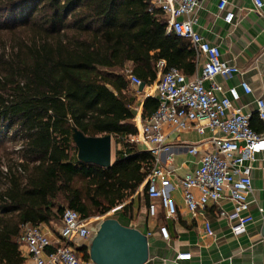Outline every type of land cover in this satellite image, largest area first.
Segmentation results:
<instances>
[{
  "label": "trees",
  "instance_id": "obj_1",
  "mask_svg": "<svg viewBox=\"0 0 264 264\" xmlns=\"http://www.w3.org/2000/svg\"><path fill=\"white\" fill-rule=\"evenodd\" d=\"M168 23L151 0H0V264L26 263L24 226L56 231L68 209L96 217L146 180L152 156L129 142L138 97L128 67L146 86L162 62L197 70L194 49ZM158 107L148 98L143 118ZM75 129L113 136L121 150L111 168L79 161ZM78 252L89 260L90 244Z\"/></svg>",
  "mask_w": 264,
  "mask_h": 264
},
{
  "label": "built area",
  "instance_id": "obj_2",
  "mask_svg": "<svg viewBox=\"0 0 264 264\" xmlns=\"http://www.w3.org/2000/svg\"><path fill=\"white\" fill-rule=\"evenodd\" d=\"M204 0H154L152 7L160 9L168 18V33H174L187 40L196 53L197 70L186 75L176 68L166 70L165 62L159 65L160 73L155 84L159 102L157 111L145 120L137 122V136H130L131 144H141L148 151L153 165L147 175V196L149 214L156 217L162 208L167 218L178 213V205L172 192L180 190L185 208L195 218L202 214L210 203L217 205L227 199L233 203L231 213L220 211L219 216L231 223L232 233L243 234L253 222L249 197L252 194V172L257 155L264 152V134L256 132L252 126V115L243 113L234 106L240 101L236 87L227 91L216 81L218 76L225 80L241 74V69L223 61L219 46L206 41L195 30L196 11ZM257 11L264 9V0H253ZM219 11L226 13L225 22L232 24L235 18L228 11V1L220 0ZM133 86L142 84L132 71L126 72ZM210 82L206 87L205 83ZM241 88L247 95L251 86L244 80ZM223 93L222 98L219 94ZM229 94L230 97L226 94ZM257 117L264 123V100H258ZM166 127L178 132H199L209 129L213 137L209 150H200L199 145H188L190 155L198 157L199 168L185 177L173 181L172 173L161 166V157L173 147L167 143ZM221 134V135H220ZM173 158H169V164ZM95 219H84L74 210H66L61 225L56 231L46 232L45 225L24 226L19 239L27 247V257L31 264H96L85 260L76 248L75 241L90 244L98 227ZM206 234L214 236L209 222L204 223ZM164 239L170 238L167 226L160 227ZM191 253L179 254L177 260L189 261Z\"/></svg>",
  "mask_w": 264,
  "mask_h": 264
},
{
  "label": "crops",
  "instance_id": "obj_3",
  "mask_svg": "<svg viewBox=\"0 0 264 264\" xmlns=\"http://www.w3.org/2000/svg\"><path fill=\"white\" fill-rule=\"evenodd\" d=\"M227 1L228 11L235 14L232 24L226 23L224 19L226 13L219 11L220 0H204L196 11L195 30L206 41L219 46L223 61L235 64L241 69L240 75L228 80L218 76L216 81L223 86L224 91L232 87L238 89L241 99L234 102V106L241 108L243 113L252 115L254 130L264 134V123L257 117L258 100H264V9L257 11L253 0ZM241 80L251 86L250 95L241 88ZM205 85L209 87L210 82H206ZM132 87L138 97V105L135 107L137 115L134 120L137 127L140 119L145 120L143 107L146 100L157 99V94L155 84L145 86L142 92L139 87L133 85ZM226 95L230 97L228 93ZM223 96V93L219 94L220 98ZM165 131L167 143L173 149L170 153L162 155L160 165L172 173L173 181L185 177L188 173H195L200 165L201 153L198 157L190 155L188 145L197 144L200 150H209L212 132L209 129L204 134L195 131L178 132L171 127H166ZM136 145L146 151L143 145ZM115 150L113 163L117 151L121 150V145H116ZM170 157L173 158L171 164ZM253 166V191L249 197L251 203L249 213L254 220L239 236L232 233L231 223L219 216L220 211L231 213L234 210L233 203L227 199L221 200L217 205L210 203L205 211L195 218L185 208L181 191L175 190L172 196L178 205L177 215L167 218L163 209L159 208L157 216L152 217L148 211L150 199L146 192L147 178L128 201L108 211L107 215L115 216L113 218L118 219L123 225L134 227L148 236L149 259L146 264H264V152L257 155ZM132 202V212L125 216L122 209ZM93 219L96 220L95 227L103 221L101 217ZM206 222L211 224L214 232L212 237L206 234L204 224ZM162 226L169 229L168 240L160 233ZM44 228L46 232L53 231L50 226L45 225ZM84 243L86 242L77 239L75 241L77 250ZM22 249L26 258L25 264H31L27 257V247L22 245ZM182 253H191L192 259L177 260L178 255Z\"/></svg>",
  "mask_w": 264,
  "mask_h": 264
},
{
  "label": "water",
  "instance_id": "obj_4",
  "mask_svg": "<svg viewBox=\"0 0 264 264\" xmlns=\"http://www.w3.org/2000/svg\"><path fill=\"white\" fill-rule=\"evenodd\" d=\"M145 83L139 86L142 92ZM73 142L78 149V159L109 169L112 162L113 136L87 137L75 129ZM90 259L96 264H146L149 259L148 236L134 227L123 225L116 218L99 223L90 242Z\"/></svg>",
  "mask_w": 264,
  "mask_h": 264
},
{
  "label": "rangeland",
  "instance_id": "obj_5",
  "mask_svg": "<svg viewBox=\"0 0 264 264\" xmlns=\"http://www.w3.org/2000/svg\"><path fill=\"white\" fill-rule=\"evenodd\" d=\"M10 142L11 141L9 140V142H8L9 144L8 145H10ZM115 149H116V145H115V141L113 139V145H112V154H113L112 155V161H114V159H115V151H116ZM107 213L108 212L102 213V214H100V215H98L96 217H101L102 220L115 217V216L110 217V215L108 216ZM96 217H93V218H96ZM93 218H91V219H93ZM102 220H100V221H102Z\"/></svg>",
  "mask_w": 264,
  "mask_h": 264
}]
</instances>
